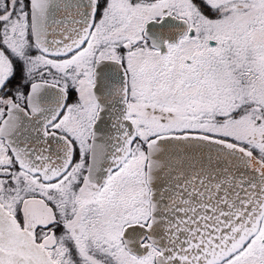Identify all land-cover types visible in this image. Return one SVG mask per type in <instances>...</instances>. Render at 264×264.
I'll use <instances>...</instances> for the list:
<instances>
[{
  "label": "flooded vegetation",
  "instance_id": "af4514ba",
  "mask_svg": "<svg viewBox=\"0 0 264 264\" xmlns=\"http://www.w3.org/2000/svg\"><path fill=\"white\" fill-rule=\"evenodd\" d=\"M40 5L53 16V35L65 32L61 44L78 46L43 54L31 1L0 0V204L54 264H157L160 250L144 231L150 143L199 138L264 164V0ZM97 79L112 95L101 106ZM100 108L108 109L103 122L126 126L133 138L118 166L93 174ZM7 143H39L67 164L32 173ZM220 264H264V215L244 248Z\"/></svg>",
  "mask_w": 264,
  "mask_h": 264
},
{
  "label": "water",
  "instance_id": "95a60500",
  "mask_svg": "<svg viewBox=\"0 0 264 264\" xmlns=\"http://www.w3.org/2000/svg\"><path fill=\"white\" fill-rule=\"evenodd\" d=\"M31 1L32 36L46 55L78 46L62 45L53 35V16ZM47 8H51V5ZM59 41V43H58ZM95 81V97L109 103L112 95ZM116 98V96H114ZM105 108H102V110ZM99 109L90 143V172L112 170L129 153L133 134L103 122ZM20 168L52 174L64 170L67 157L45 153L39 143H7ZM146 177L150 190L148 232L160 254L157 264H217L240 250L264 214V165L244 152L199 138H165L148 145ZM59 161V162H58ZM58 162V163H57ZM0 264H53L33 236L0 205Z\"/></svg>",
  "mask_w": 264,
  "mask_h": 264
}]
</instances>
